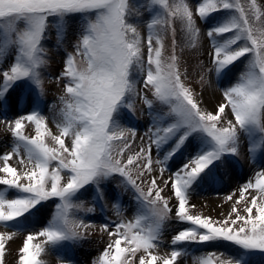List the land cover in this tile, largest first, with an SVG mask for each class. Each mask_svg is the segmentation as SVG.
I'll return each mask as SVG.
<instances>
[{
	"label": "snow or ice",
	"instance_id": "snow-or-ice-1",
	"mask_svg": "<svg viewBox=\"0 0 264 264\" xmlns=\"http://www.w3.org/2000/svg\"><path fill=\"white\" fill-rule=\"evenodd\" d=\"M195 3L193 9L188 0H0V61L12 57L6 70L0 63V98L14 86H22L33 104L30 112L11 120L0 115V123L7 124L14 141L10 151L0 153V186L20 193L9 198L0 190V222L7 226L27 219L49 200L55 208L43 230L27 235L18 264H44L39 259L44 243L59 246L82 239L92 225L78 213H93L95 207H85L79 196L92 186L95 198L103 199L102 185L116 176L121 178L118 187L133 193L135 214L131 220L121 218L102 226L109 243L94 264H130L137 253L138 264H178L184 249L177 245L218 240L237 248L220 264H264V170L242 186L224 220L189 211L193 186L212 179L216 162L226 155H239L240 133L249 141L250 154L264 155V9L258 0ZM143 12L150 14L147 20L130 22ZM74 17L80 18L78 38L57 77L63 81L60 106L58 110L52 106L56 135L39 109L48 62L44 41L55 28L61 44L65 23ZM196 17L207 27L212 65L207 71L214 72L221 84L222 101L215 111L201 107L185 82L186 72L181 71L176 51L198 46L201 33ZM177 23L183 43L177 40ZM166 40L171 41L167 55ZM245 60L244 70L233 83L229 74ZM200 79L204 82V76ZM136 97L148 107L152 123L146 133L148 143L142 137L134 149L135 128L121 126L117 117L122 109L134 111ZM156 105L159 110L153 112ZM29 124L34 135L25 134ZM190 145L195 154L163 179L169 161ZM14 157L21 158L22 171L9 163ZM154 163L160 165L156 176L151 175ZM146 175L150 177L147 191L141 187ZM161 179L176 201L171 207L169 198L162 196ZM242 202L244 214L235 206ZM113 206L122 216L119 205ZM173 208L175 219L191 226L180 230L171 241V252L161 256L153 250ZM12 235L0 233V264H4L5 241ZM36 236L46 241L33 244ZM198 264L213 261L201 258Z\"/></svg>",
	"mask_w": 264,
	"mask_h": 264
},
{
	"label": "rangeland",
	"instance_id": "rangeland-1",
	"mask_svg": "<svg viewBox=\"0 0 264 264\" xmlns=\"http://www.w3.org/2000/svg\"><path fill=\"white\" fill-rule=\"evenodd\" d=\"M143 2L144 0H130V3ZM188 3L195 9V0H188ZM258 3L264 9V0H258ZM149 16L150 14L148 12H143L141 17H132L130 22L136 23L137 19L147 20ZM196 23L201 33L198 46L195 48L185 46L182 51L178 47L176 51L181 57V71L186 72L187 78L185 82L192 88L197 98L201 101V107L207 111H215L218 103L222 101L221 84L217 82V77L214 72L207 71L212 65L209 56L211 48L206 36L207 27L205 22L199 19V17H196ZM79 28L80 18L74 17L65 23V34L61 44L58 45L57 43L55 28L50 29L47 34L48 38L44 41V46L47 49L48 62L42 74L44 94L42 103L39 104V109L48 118V127L56 135L59 134V130L56 121L52 118V106H55L58 110L60 106L59 96L63 94V81H58L57 77L63 71L66 54L74 51L73 45L78 38ZM176 28L177 40L183 43L179 31V23H177ZM140 29L142 34H146L142 23L140 24ZM165 44L167 49L165 55H167L171 50V41L166 40ZM7 60L8 62L0 61L3 64V70L9 67L12 61L11 55H9ZM246 62V60L243 64L238 62L232 69L229 74V79L233 83L237 80L240 72L244 70ZM201 76H204V82L201 81ZM227 83L225 81V85ZM138 87H142V85H138ZM145 91L147 92V90ZM147 95L151 98L150 92H147ZM32 107L31 98L28 97V89L22 86H14L5 97L0 98V115H6L8 120L19 115L27 114L32 110ZM158 110L159 105L154 106L153 112ZM117 119L121 126L135 128L137 136L135 145L133 146L134 149L142 143V137L143 143L145 145L148 143L146 133L152 123V117L149 115L148 107L139 97L135 98L134 111L122 109ZM25 134L34 135L32 125H26ZM46 142L50 146L52 145L50 137L46 138ZM13 143L14 141L12 140L11 132L7 124L0 123V153L10 151V145ZM248 149L249 141L244 133H240L239 155H226L221 161L216 162L212 173L213 178L200 181L191 189L189 194V211L191 214L211 217L214 221H222L231 213L234 200L239 198V190L242 186L250 179H253L257 171L264 170V155H260L259 153L250 154ZM194 154V147L190 145L173 160H170L168 170L163 174V179H166L168 175L188 162ZM152 157L154 161L157 159L155 147H153ZM20 159V157H14L9 163L22 171L24 165L20 163ZM2 166L3 162L0 161V167ZM153 169L154 171L151 175H158L160 165L154 163ZM120 179L119 176H116L102 185L104 188L103 199L95 198L96 194L92 186H89L86 191H83L79 199L84 202L85 207L94 206L95 212H79L78 216L84 219L86 223H90L92 227L85 230L83 232V238L75 243L65 242L59 246L44 243L45 251L39 257V259L44 261V264H94L109 243V236L107 232L102 230V226L105 223H109L111 226L112 222H116L121 218L131 220L135 214L136 203L133 198V193L118 187ZM144 181L141 187L147 191L150 177L146 175ZM137 182L140 183V181ZM160 186L164 187L162 179L160 180ZM0 190L5 191L9 198L20 195L14 189H7V186H0ZM162 196L169 198L170 207L176 204V201L172 198L173 193L168 187H164ZM229 196H232L233 200H228L227 198ZM114 204L119 205L122 216H117L116 208L113 206ZM235 206L240 208L242 214H244L243 202ZM54 210V202L53 200H49L42 202L37 208L32 210L31 215L27 216V219L20 218L18 223L15 221L9 222L7 226L0 222V233H8L10 235L14 233L11 240L5 241L4 264H18L19 250L22 248L27 235H35L43 230L51 219ZM175 211L176 209L173 208L170 213L172 218L165 222L162 230V235L158 242L159 246L153 250L154 253L161 256L168 255L171 252L173 247L171 241L173 237L180 230L191 226L187 222L177 221L175 219ZM17 228H22L23 230L17 231ZM43 241H46L45 237L36 236V239L32 243L37 244ZM177 247H183L184 249V254L178 258V264H198L201 258H210L213 264H220L221 260L231 257L237 251L235 245L223 240L204 243H185L183 245H177ZM139 255L140 253H137V256L132 258L130 264H138Z\"/></svg>",
	"mask_w": 264,
	"mask_h": 264
}]
</instances>
